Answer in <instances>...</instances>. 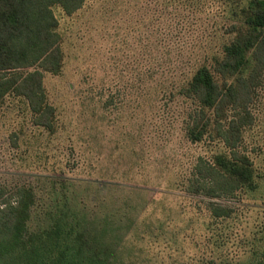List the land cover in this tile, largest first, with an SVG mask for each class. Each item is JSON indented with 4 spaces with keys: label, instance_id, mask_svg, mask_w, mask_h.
<instances>
[{
    "label": "rangeland",
    "instance_id": "374dc122",
    "mask_svg": "<svg viewBox=\"0 0 264 264\" xmlns=\"http://www.w3.org/2000/svg\"><path fill=\"white\" fill-rule=\"evenodd\" d=\"M51 11L60 69L25 70L42 71L52 129L34 124L23 96L0 100V191L33 195L24 242L0 249V264L31 244L43 259L62 252L63 264H256L264 44L238 72L220 63L236 37L264 36L248 23L264 0H84ZM202 66L213 105L192 82ZM220 159L249 168L252 186Z\"/></svg>",
    "mask_w": 264,
    "mask_h": 264
},
{
    "label": "trees",
    "instance_id": "16d2710c",
    "mask_svg": "<svg viewBox=\"0 0 264 264\" xmlns=\"http://www.w3.org/2000/svg\"><path fill=\"white\" fill-rule=\"evenodd\" d=\"M83 2L84 0H0V100L8 92L23 96L37 126L52 129V121L48 118L53 117L54 108L46 100L41 69L33 71L25 69L39 64L45 66L42 70L59 71L60 50L57 44L59 37L55 31L57 22L51 11V5L60 4L67 13H72L78 10ZM248 23L254 31L263 29L264 13L252 14ZM258 39L264 44V36L258 38L250 35L249 38L244 39L241 36L236 37L225 47L226 60L220 63L222 70L228 73L240 71L248 63L245 51L253 47ZM192 82L199 87L202 94H205L203 103L213 105L217 88L205 66L196 71ZM219 165L238 181L252 186L249 168L225 159H220ZM23 193L26 195L17 190L14 193L15 199L12 200L11 196L0 191V202L5 204V207L0 206V225H2L0 236L7 238L4 242V237H0L2 239L0 249L4 255L11 253L16 246L24 242L33 195L26 190ZM58 217L59 220L62 219L61 215ZM43 234L48 238L52 235L47 230L43 231ZM60 235L58 233L55 236ZM49 241L53 242L52 239ZM29 246L28 252L24 254L26 258L12 259L11 264H63L62 252L59 253L61 256L58 259L52 256L43 259L41 257L43 248L33 244ZM255 262L264 264V250L255 258Z\"/></svg>",
    "mask_w": 264,
    "mask_h": 264
}]
</instances>
